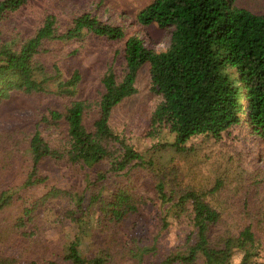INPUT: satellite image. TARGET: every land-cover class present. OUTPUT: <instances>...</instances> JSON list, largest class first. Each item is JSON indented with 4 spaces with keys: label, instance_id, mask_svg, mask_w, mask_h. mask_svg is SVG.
<instances>
[{
    "label": "trees",
    "instance_id": "16d2710c",
    "mask_svg": "<svg viewBox=\"0 0 264 264\" xmlns=\"http://www.w3.org/2000/svg\"><path fill=\"white\" fill-rule=\"evenodd\" d=\"M29 1L0 0V105L13 93L50 101L0 132V215L20 207L4 229L34 245L29 264H232L236 253L238 264H264V174L216 149L239 127L264 141V14L236 0H153L137 22L173 28L169 48L157 52L89 11L69 20L49 13L29 33L6 30L8 14ZM89 38L121 44L114 59L122 71L109 67L93 101L75 98L83 73L67 69ZM145 66L155 104L143 151L110 119L139 92ZM182 158L186 168L177 164ZM50 165L73 168L81 181L50 185ZM141 175L154 180L165 206L162 229L170 217L181 226L161 259V232L136 226L147 202L135 186ZM54 205L80 230L67 247H50L48 257L37 258L46 248L34 239L38 210ZM95 205L97 244L85 254L81 228ZM0 264L21 263L0 252Z\"/></svg>",
    "mask_w": 264,
    "mask_h": 264
},
{
    "label": "rangeland",
    "instance_id": "374dc122",
    "mask_svg": "<svg viewBox=\"0 0 264 264\" xmlns=\"http://www.w3.org/2000/svg\"><path fill=\"white\" fill-rule=\"evenodd\" d=\"M153 0H30L19 11L9 13L5 19V29L12 32H33L42 23L49 13L58 14L60 17L69 20L75 13L89 11L99 19L114 25L122 26L128 35L138 34L143 38L145 45L157 52L165 51L171 44L172 27H161L157 24L142 26L137 22V16L142 8ZM236 3L255 13L264 14V0H236ZM78 45V43H76ZM119 43L109 40H98L89 38L85 46L68 64L67 69L71 73L74 68H80L83 73V81L75 98L98 99L104 91L101 78L104 73L113 67L114 70L122 71L121 64L115 60L116 50ZM139 92L126 99L115 110L110 119L111 125L119 132L132 136L141 150H146L149 140L146 133L149 129L150 115L155 104V100L149 91L150 75L149 68L145 66L138 80ZM50 101L42 96H30L22 93H13L12 97L0 105V132L12 128L21 117H30L37 110L44 109ZM20 117V118H19ZM224 142L216 146V149H227L233 155L240 158L244 166H252L264 174V141L259 135L249 133L247 127L231 129L224 135ZM171 138V137H170ZM217 155V154H216ZM218 156V155H217ZM179 166L186 168L188 162L184 158L177 160ZM50 165L48 174L50 175L49 184L53 183L68 186L77 184L81 181L80 172L73 168L65 169ZM200 177V175H194ZM154 180L145 175L137 177L135 186L144 196L143 209L136 217V226L139 232H161L160 255L156 259H161L178 242L181 226L177 221H172L167 229H162V218L165 206L161 205L157 198L154 188ZM38 189L36 193L42 191ZM21 212L20 207L9 208L0 215V252L12 256H18L21 264H29V259L35 258L31 253L35 249L30 246L23 238L16 235H8L5 231V224L8 220L15 218ZM99 210L93 206L86 215V222L81 228L83 253L92 252L96 244L95 232L98 222ZM40 215L39 228L36 229L34 239L36 245L43 246L45 249L36 256L48 257L50 247L60 245L67 247L75 238L80 228L78 224L68 219L61 206H47L38 210ZM125 227L130 225L133 218L126 220ZM132 225V224H131ZM224 227V224H223ZM98 230H103L98 228ZM219 230L221 228L219 227ZM98 233L97 235H99ZM108 233L102 236H107ZM42 249V248H41ZM41 254V255H40ZM241 254L236 253L232 264H238ZM118 264H131L123 261Z\"/></svg>",
    "mask_w": 264,
    "mask_h": 264
}]
</instances>
